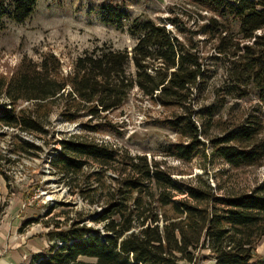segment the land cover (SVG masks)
<instances>
[{"label": "trees", "instance_id": "1", "mask_svg": "<svg viewBox=\"0 0 264 264\" xmlns=\"http://www.w3.org/2000/svg\"><path fill=\"white\" fill-rule=\"evenodd\" d=\"M38 1L0 0V26L3 19L23 24ZM184 1L161 21L103 4L101 23L126 30L130 49L95 45L65 74L48 52L0 75V127L18 132L8 152L38 156L43 147L21 136L39 139L51 148V173L89 206L54 214L71 204H49L42 216L52 215L42 223L49 245L23 264H264L255 255L264 238V182L251 191H222L225 171L215 186L205 179L214 160L231 169L264 164V0ZM134 90L163 110L153 125L175 135L159 155L91 137L123 138L115 114ZM251 95L256 109L234 110ZM53 114L77 123V132L54 139ZM167 159H200L203 174L185 182ZM13 162L0 151L4 175Z\"/></svg>", "mask_w": 264, "mask_h": 264}, {"label": "rangeland", "instance_id": "2", "mask_svg": "<svg viewBox=\"0 0 264 264\" xmlns=\"http://www.w3.org/2000/svg\"><path fill=\"white\" fill-rule=\"evenodd\" d=\"M183 3H185L184 0H39L35 12L23 24H15L3 19L0 26V75L9 76L24 57L39 61L40 56L48 52L60 59L62 72L65 74L69 71L70 63L75 57L95 45L108 43L116 49H130L134 41L126 30H117L101 23L99 8L103 4L121 6L132 17L140 16L161 21L168 16L170 8L182 7ZM221 76L222 73L218 74L213 83H217ZM231 103L233 101L229 102V105ZM29 106L28 103L20 104L21 108ZM256 108V97L251 95L237 101V107L234 110L249 112ZM163 116L162 109L150 107L146 101H141L134 90L122 111L115 114V119L119 120L120 124L123 122V138L115 140L106 133L91 137L97 141L123 144L131 153L145 152L159 155L165 141L175 139V135L169 130L153 125L155 118ZM50 121L55 134L54 139L60 136L59 133L71 134L78 130L77 123H66L55 114L50 117ZM17 133L0 128V151L14 161L10 169L3 170L5 175L0 170V191H22L24 196L36 197L29 206L30 215L36 217L31 219L34 220L31 227L36 226V229H39L43 222L49 221L52 215L48 218L42 216L51 201L71 204L70 207L57 208L54 214L60 211L74 212L89 208L78 195H71L70 189L59 182L58 176L51 173L52 169L47 159L51 148L42 145L39 139L21 136L24 141L43 147V151L38 153V156L29 153L14 155L8 152L6 147L10 146L9 143L13 141ZM261 137L264 138V132ZM166 163L174 167L177 172H183L182 176L177 175L176 178L185 182L191 183L196 175L203 174L200 167L203 161L200 159H195L191 163L167 159ZM88 169L96 171V166L91 163ZM222 170L225 174L218 179V183L223 187L222 191H251L264 182V164L260 167L231 169L220 160H214L207 165L208 174L205 178L211 186L217 184L215 177H218V171ZM49 199L52 200L48 201ZM3 204L4 202H1V205ZM258 253L264 256V238L257 243L256 257L260 256ZM78 260L93 262L92 259L83 257Z\"/></svg>", "mask_w": 264, "mask_h": 264}, {"label": "crops", "instance_id": "3", "mask_svg": "<svg viewBox=\"0 0 264 264\" xmlns=\"http://www.w3.org/2000/svg\"><path fill=\"white\" fill-rule=\"evenodd\" d=\"M26 200L22 191H0V264L26 263L32 255L40 254L49 245L47 228L40 226L36 229V226L31 227L32 223L20 230L24 221L36 218L30 215L31 203L22 207ZM258 255L264 260V256Z\"/></svg>", "mask_w": 264, "mask_h": 264}, {"label": "built area", "instance_id": "4", "mask_svg": "<svg viewBox=\"0 0 264 264\" xmlns=\"http://www.w3.org/2000/svg\"><path fill=\"white\" fill-rule=\"evenodd\" d=\"M2 101V100H1ZM1 129H3V130H6V131H16L17 132V130L16 129H12V128H7V127H0ZM24 136H29V135H24ZM7 148V147H6ZM1 153H2V151H1ZM10 153V152H9ZM12 154H14V153H12ZM15 155V154H14ZM5 156V155H4ZM7 157H8V155H7ZM9 158V157H8ZM12 160V159H11ZM1 163H3V161H1ZM10 182V181H9ZM8 182V183H9ZM25 192V191H24ZM26 203H24L23 205H22V207H24L25 205H27V204H29V203H32L35 199H36V197H34V196H30V197H26ZM52 199H49L48 201H51ZM52 202L53 201H51V204H52ZM43 203H44V201H43Z\"/></svg>", "mask_w": 264, "mask_h": 264}]
</instances>
